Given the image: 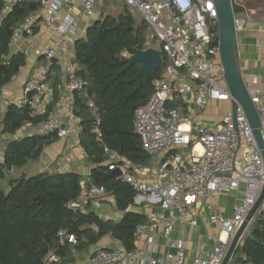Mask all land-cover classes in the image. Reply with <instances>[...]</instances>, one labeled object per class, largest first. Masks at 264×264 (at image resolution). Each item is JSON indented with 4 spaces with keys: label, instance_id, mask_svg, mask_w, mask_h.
<instances>
[{
    "label": "built area",
    "instance_id": "2783aa9c",
    "mask_svg": "<svg viewBox=\"0 0 264 264\" xmlns=\"http://www.w3.org/2000/svg\"><path fill=\"white\" fill-rule=\"evenodd\" d=\"M23 0H4L0 11V26L14 5ZM40 7L25 17L14 28L12 41L18 45L24 37L32 38L37 29L45 26L48 36L56 37L57 46H38L34 56L40 63L27 79L24 102L31 114L41 118L39 133H56L59 140L79 145L80 118L74 113L76 94L85 91L88 82L78 74L75 48L79 38L82 16L90 20L101 17V7L106 0H81V14H75L79 0H37ZM146 23L147 49L156 48L166 57L164 74L155 79L154 92L149 100L135 111L134 131L150 155L166 152L169 157L158 165L148 168V177L138 176L144 168L135 167L124 156L106 149L109 169L121 170V178L137 191L136 201L146 198L159 204L162 211L152 214L137 226L135 242L145 235L146 244L157 250L155 228H161L170 237L178 218H183L194 204L211 196H220L244 189L243 199L236 203L231 217L214 213L210 220L226 238H220L191 263L186 262V240L171 239L175 254H167L165 260L174 264H222L230 242L246 216L259 198L264 186V157L254 135L243 106L236 101L228 88L225 69L220 59L218 13L214 0H120ZM67 13L58 22L60 11ZM237 31L247 25L243 15H235ZM22 52V50H18ZM27 64V60H26ZM53 64L57 67V81ZM258 77L255 78L257 82ZM260 120L264 139V87L247 86ZM88 108L93 113V131L102 136L101 115L93 96L86 95ZM211 102L226 103L227 108L215 125L195 124V120ZM236 108L233 110V103ZM194 143V144H193ZM193 144V146H191ZM202 151H197V146ZM188 147L186 152L182 148ZM136 171V172H135ZM76 201L67 207L82 212L97 213L110 194L102 186L85 188ZM141 203V202H139ZM175 210L178 216L167 215ZM264 214V199L257 210ZM109 220L108 215L103 216ZM254 218V219H255ZM253 219V220H254ZM253 222V221H252ZM251 222V223H252ZM190 224L196 226L197 219ZM60 237L76 243L74 236L60 232ZM51 260H56L54 255ZM143 248L108 249L97 247L81 264H163Z\"/></svg>",
    "mask_w": 264,
    "mask_h": 264
},
{
    "label": "trees",
    "instance_id": "16d2710c",
    "mask_svg": "<svg viewBox=\"0 0 264 264\" xmlns=\"http://www.w3.org/2000/svg\"><path fill=\"white\" fill-rule=\"evenodd\" d=\"M3 2L0 0V11ZM39 7L37 0H23L13 6L0 26V95L27 60L24 52L14 51V28ZM146 49V23L127 6L116 16L94 21L86 36L76 41L74 59L78 74L88 82L85 91L76 94L74 107L81 121L79 145L90 165L87 176L76 171H46L28 176L24 170L39 162L46 148L59 138L56 133L39 132L15 138L27 124L38 126L41 122V118L31 114L27 102L12 103L3 115L0 112V132L12 137L0 162V184L8 179L7 190L0 186V264H79L77 254L98 244L103 232L127 250L136 248L135 230L147 221L145 214L126 211L120 221H114L94 211L82 212L67 205L80 197L82 181L86 189L102 186L108 194L129 205L135 202L137 191L121 178L111 176L105 150L126 157L133 166H144L151 160L141 137L134 131L135 111L153 94L155 79L164 74L166 57L163 53V66L138 84L132 79L140 71V65L129 66L127 60ZM52 69L55 84L58 72L55 64ZM86 95L94 97L101 115L100 138L93 131L94 118ZM9 167L23 172L8 178ZM61 231L74 236L76 243L68 238L62 241ZM51 255L56 260H51ZM229 264H264V214L250 224Z\"/></svg>",
    "mask_w": 264,
    "mask_h": 264
},
{
    "label": "crops",
    "instance_id": "0c3cea01",
    "mask_svg": "<svg viewBox=\"0 0 264 264\" xmlns=\"http://www.w3.org/2000/svg\"><path fill=\"white\" fill-rule=\"evenodd\" d=\"M81 0L75 8V14H81ZM125 10V5L120 0H106L101 7V17L94 20H90L87 16H82V21L79 27V38H83L87 34L88 27L96 20L105 16L112 15L117 11L121 13ZM67 13V7H64L59 14L58 22H61ZM247 19V25L238 31V43H239V64L244 77L247 79L250 85L264 87V0H260L256 5L249 3L248 14L243 15ZM58 40L56 37L48 36L45 33V26L41 25L37 29V33L34 37H24L15 45L14 51L22 50L27 56V64L23 67L20 73L4 87L2 94L0 95V110L5 112L7 107L12 104H22L24 102V87L27 79L33 74L37 67V63H40L33 54V58L30 59L26 53L28 46H57ZM72 55L75 54L74 46L69 45ZM34 53V52H33ZM258 77L257 82L255 78ZM221 106V114H217ZM227 108L226 103L211 102L208 108L195 120V124L203 123L208 125L217 124L221 115ZM38 126L27 124L24 126L15 136L19 138L25 135H31L37 133ZM9 135L0 132V162L3 161V151L7 142L11 139ZM194 144V143H193ZM193 144L191 146H193ZM53 146V148H52ZM52 146L46 148L41 160L44 163H49L51 166H46L48 172H63V171H76L85 176L90 172V165L87 162L85 155L80 153L81 149L78 148L77 143L73 141L59 140ZM189 148L184 147L181 151L186 152ZM197 151L201 152V146H197ZM169 154L162 152L160 154L151 155V160L144 166H135L144 168V172H136L138 176L147 178L148 168L158 165L163 160L167 159ZM51 168V169H50ZM45 172L43 170L36 171ZM35 174V173H34ZM244 196V189L239 191L222 194L220 196H211L204 198L203 200L194 204L192 210L188 215L183 218L177 219V224L170 237L164 236L161 228H155V242L157 250L153 251L152 248L146 244V237L143 235L136 243V247L143 248L148 254L157 259H163V264H174V262L165 260L167 254H175L176 249L171 245V239L184 238L186 240V262L191 263L198 256H205L206 251L211 249L215 243L220 239H225L226 234L223 233L221 228L216 224H213L210 220L211 216L216 212H221L225 217L229 218L232 215L234 205L240 202ZM137 198V196H136ZM132 205H129L126 211H134L141 214H145L147 219L150 215L159 213L162 211L159 204L150 201L146 198H140ZM141 202V203H139ZM115 212L114 215H110V212ZM123 210L117 208L116 198L110 196L104 203L103 207L97 211V213L103 217L108 215L111 220L120 221L124 215ZM170 216H178L177 211L169 210L166 212ZM197 219L198 224L192 226L190 224L191 219ZM97 247H103L108 249L123 248L121 243L113 238L111 235L104 236L98 244L90 246L83 252L77 254V258L83 259L88 257Z\"/></svg>",
    "mask_w": 264,
    "mask_h": 264
},
{
    "label": "water",
    "instance_id": "95a60500",
    "mask_svg": "<svg viewBox=\"0 0 264 264\" xmlns=\"http://www.w3.org/2000/svg\"><path fill=\"white\" fill-rule=\"evenodd\" d=\"M214 2L218 13L219 51L220 59L225 69V79L232 97L243 106L264 157V139L261 132V120L249 95L240 68L238 31L235 25V15H247L249 3L246 0H214ZM127 62L129 66L133 63H138L140 65V71L137 76L132 79V81L140 84L142 78L147 77L163 66V53L159 49L148 48L143 51H138L135 55L128 58ZM25 66L26 62L23 63V67ZM235 108L236 104L234 102L233 110H235ZM1 165L5 167L4 163ZM8 169L12 170V167ZM120 175V169L111 172L112 177H119ZM263 199L264 186L256 203L233 236L222 264L230 263L244 233L255 218ZM116 205L117 208L123 211H126L129 207V203L120 198H116ZM101 235L106 236L107 232H103Z\"/></svg>",
    "mask_w": 264,
    "mask_h": 264
},
{
    "label": "rangeland",
    "instance_id": "374dc122",
    "mask_svg": "<svg viewBox=\"0 0 264 264\" xmlns=\"http://www.w3.org/2000/svg\"><path fill=\"white\" fill-rule=\"evenodd\" d=\"M119 13L117 12V11H115V12H113V14L112 15H114V16H116V15H118ZM136 16L138 17V19L139 20H141V18H140V16L139 15H137L136 14ZM13 48L15 49V46H13ZM36 48V46L34 47V46H28V49L26 50V53H27V55H28V57L30 58V59H32L34 56H33V52H34V49ZM33 56V57H32ZM245 83L248 85L249 84V82H248V80L247 79H245ZM211 104V103H210ZM222 107L223 106H221L219 109H217L218 110V112H217V114H221V109H222ZM224 108V107H223ZM0 112H1V115H3L5 112H2V110H0ZM1 148V147H0ZM51 148V147H50ZM52 148H53V146H52ZM51 148V149H52ZM0 153H1V150H0ZM43 162H44V160H40L39 162H37V163H35V164H31L29 167H27L25 170H24V172H26L27 173V175L28 176H30V175H32V174H34V173H36V171H39V170H43V171H45L46 172V166H51V168L53 167V166H55L54 164H52V165H49V163H44L43 164ZM50 168V169H51ZM23 171H19V170H9V172H8V178H11V177H17L18 175H20L21 173H22ZM7 180L8 179H6V180H3L2 182H1V184H0V186L2 187V188H4V189H8V187H7ZM114 213L115 212H110V215H114ZM86 258L87 257H85V258H83L82 260L81 259H79V257H78V263L79 264H81V263H83L85 260H86Z\"/></svg>",
    "mask_w": 264,
    "mask_h": 264
},
{
    "label": "flooded vegetation",
    "instance_id": "af4514ba",
    "mask_svg": "<svg viewBox=\"0 0 264 264\" xmlns=\"http://www.w3.org/2000/svg\"><path fill=\"white\" fill-rule=\"evenodd\" d=\"M248 3H250L252 6L256 5L257 3L260 2V0H246Z\"/></svg>",
    "mask_w": 264,
    "mask_h": 264
}]
</instances>
